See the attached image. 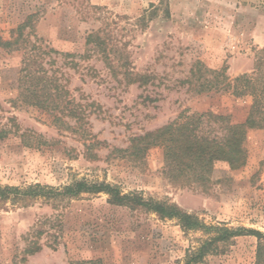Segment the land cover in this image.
<instances>
[{"label": "rangeland", "instance_id": "rangeland-1", "mask_svg": "<svg viewBox=\"0 0 264 264\" xmlns=\"http://www.w3.org/2000/svg\"><path fill=\"white\" fill-rule=\"evenodd\" d=\"M31 14L33 29L26 33L32 40L36 35L44 46L78 54L57 55L53 68L64 74L76 103L93 102L82 127L91 136L87 142L101 144L91 149L96 157L88 156L82 128L73 131L17 100L23 52L0 46V130L8 132L0 137V185L106 181L176 203L208 225L264 233V128L248 131L247 163L236 170L217 163L205 190L163 175L162 146L140 160L114 150L182 111H212L243 122L250 96L198 94L181 81L197 60L213 69L226 66L231 78L251 72L264 48V0H0V38L10 39ZM91 33L104 41L110 64L100 47L87 44ZM128 73L149 75V81L130 82ZM65 121L76 126L75 118ZM203 127L220 133L217 122L205 120ZM37 135L47 142L37 143ZM207 237L184 231L175 219L112 204L105 193L0 199V264H185ZM34 241L42 248L27 252ZM260 242L264 246V237L237 236L199 264H255Z\"/></svg>", "mask_w": 264, "mask_h": 264}, {"label": "trees", "instance_id": "trees-1", "mask_svg": "<svg viewBox=\"0 0 264 264\" xmlns=\"http://www.w3.org/2000/svg\"><path fill=\"white\" fill-rule=\"evenodd\" d=\"M31 14L18 25L14 35L8 39L0 38V46L9 50L23 52L22 66L19 77V96L17 100L27 105H33L54 116L53 122L66 124L73 131L82 128L85 137V146L88 156L96 157L92 152L94 146L101 144L98 140H90L91 136L84 129L87 107L92 103L82 104L75 102L71 97L66 82L63 81V73L60 68H53L56 56L65 58L76 57L78 54L60 52L52 47L44 46L42 39L35 35L32 40L26 33L27 28L33 29ZM87 44L100 47L108 64V52L104 41L100 36L91 33L87 36ZM81 58L85 54L79 55ZM74 60L71 63L75 65ZM191 75L182 80L188 84V88L198 94L204 92L230 93L235 97L250 96L252 103L246 119L243 122L234 123L229 115L208 111L205 113L182 111L178 118L156 128L146 131L144 134L131 138V144L127 148H115V151L129 154L135 159H143L147 151L153 146H162L164 149V166L162 173L170 181L182 186L199 187L208 189L212 182V174L219 162H225L230 169L236 170L247 163L248 152L245 146L248 131L250 129L264 128V48L256 52L254 68L251 72H245L231 78L227 74V67L213 69L203 61L197 60L191 68ZM130 82L141 81L147 83L149 75L126 74ZM65 117L76 119V126H71L65 121ZM217 122L220 133L214 129H207L203 124ZM7 130H0V137L7 134ZM26 136L28 134H25ZM23 141L29 145H35L33 141L25 138ZM90 136V137H89ZM37 143H46L41 135L36 136ZM105 193L108 201L115 205L131 208H143L146 211L156 213L162 219H175L184 231H202L208 237L201 241L198 247L190 250L185 264H199L210 254L217 253L220 243H227L241 235H255L261 241L264 233L245 226L229 227L226 225H208L192 213L182 209L178 204L153 197L146 198L137 190L124 192L118 185L106 181H89L87 179L75 180L61 187L31 184L25 188L19 186L0 185V199L20 200L25 197H58L76 198L82 194ZM42 248L36 241L28 244L26 251L35 253ZM255 264H264V246L260 242L257 250Z\"/></svg>", "mask_w": 264, "mask_h": 264}]
</instances>
